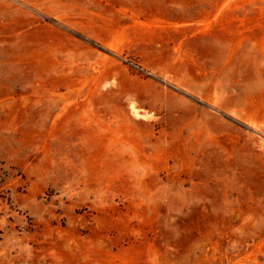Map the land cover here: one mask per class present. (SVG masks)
Returning <instances> with one entry per match:
<instances>
[{"label": "rangeland", "instance_id": "rangeland-1", "mask_svg": "<svg viewBox=\"0 0 264 264\" xmlns=\"http://www.w3.org/2000/svg\"><path fill=\"white\" fill-rule=\"evenodd\" d=\"M0 264H264V0H0Z\"/></svg>", "mask_w": 264, "mask_h": 264}]
</instances>
